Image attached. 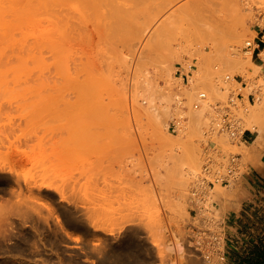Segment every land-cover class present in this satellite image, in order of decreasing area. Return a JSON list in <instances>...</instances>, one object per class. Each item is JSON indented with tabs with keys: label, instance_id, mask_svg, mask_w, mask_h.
I'll list each match as a JSON object with an SVG mask.
<instances>
[{
	"label": "rangeland",
	"instance_id": "rangeland-1",
	"mask_svg": "<svg viewBox=\"0 0 264 264\" xmlns=\"http://www.w3.org/2000/svg\"><path fill=\"white\" fill-rule=\"evenodd\" d=\"M22 2L0 37V264H209L189 222L237 190L217 184L197 207L192 189L210 147L252 159L215 127L232 97L241 130L264 129V111L250 114L264 72L240 60L264 35V0H105L131 2L129 18L89 24L60 62L40 37L51 8Z\"/></svg>",
	"mask_w": 264,
	"mask_h": 264
},
{
	"label": "bare ground",
	"instance_id": "bare-ground-1",
	"mask_svg": "<svg viewBox=\"0 0 264 264\" xmlns=\"http://www.w3.org/2000/svg\"><path fill=\"white\" fill-rule=\"evenodd\" d=\"M47 7L49 6L52 10V18L50 19L49 21V24H50V28L47 29V27H43L42 31H41V39H42V43L45 44L46 41H50L51 43V47L53 50V52L55 53V58L57 61L60 62V60L62 59V57L64 56V54L68 53V51H70V45H72L75 41H73L75 38H78V36L82 34L83 30L87 28V26L89 24H92L94 25L93 27L95 28V24H97V28H98V23L99 21H109V25H110V22L111 21H126L129 16H130V10H131V2H128V3H118V4H115V5H105V0H36V3H35V7L36 8H40V7ZM26 10V7L25 5L23 4L22 0H0V37L4 34V33H7L9 32L8 31V27L11 26L12 23H14L15 21H23V17H24V12ZM106 19V20H105ZM96 21V23H95ZM47 22V21H46ZM95 23V24H94ZM44 24V23H43ZM42 26V25H41ZM4 29H3V28ZM49 27V26H48ZM3 29V30H2ZM96 30V29H95ZM95 33V32H94ZM261 34V33H260ZM79 36V37H80ZM264 36V35H263ZM260 37V36H259ZM84 38V35L83 37ZM80 38V39H82ZM242 35L239 34L237 31L234 32V35H233V42H232V48L234 49H237V47L240 45V43L242 42ZM73 41V42H72ZM77 41V40H76ZM252 41V40H250ZM77 43V42H76ZM75 43V44H76ZM247 43V42H246ZM73 44V45H75ZM47 45V44H46ZM255 45V43H254ZM45 47V46H44ZM50 47V48H51ZM74 48V46H71ZM76 47V46H75ZM49 48V46H48ZM72 49V48H71ZM74 52V49L72 50V54ZM42 53H44L42 51ZM247 54L245 56H242L240 58L241 60V63L243 64V68L244 67H247L248 65H253L254 67L256 68H259L260 70H262L264 72V68L258 64H256L255 62H253L252 60V57H253V53H254V49H250L249 51L247 50L246 52ZM70 54V53H68ZM70 54V55H72ZM44 55V54H43ZM52 55V53L50 54ZM68 57V56H67ZM72 57V56H71ZM45 58H47L45 56ZM48 59V58H47ZM54 59V58H53ZM70 60V59H69ZM68 60V61H69ZM63 61V60H62ZM65 61V59H64ZM41 62V61H40ZM51 62V61H50ZM43 65H45L44 63V59L42 60L41 62ZM53 63V62H52ZM62 63V62H61ZM65 63V62H64ZM71 63V62H70ZM54 64V63H53ZM66 64V63H65ZM47 65H48V62H47ZM62 65V64H61ZM70 65V64H69ZM42 66V65H40ZM47 67V66H46ZM49 67V66H48ZM43 68V67H42ZM51 68V67H50ZM189 68V67H187ZM61 69V68H59ZM190 69V68H189ZM246 69V68H245ZM247 70V69H246ZM245 70V71H246ZM57 72V71H56ZM61 72V71H60ZM248 72V71H247ZM254 72V71H253ZM67 73V72H66ZM63 74V73H62ZM253 74V73H252ZM250 73V76L252 75ZM60 75V74H59ZM229 75V74H228ZM62 76V75H61ZM231 77V75H230ZM252 79L254 80L256 78V75H252L251 76ZM262 77V76H261ZM230 79V78H229ZM227 79V80H229ZM251 79V80H252ZM257 80V79H256ZM188 81H189V78H188ZM230 82V81H229ZM252 82V81H251ZM254 82V81H253ZM259 82H261L263 85H264V76L259 80ZM186 84V83H185ZM260 84V83H259ZM253 87V86H252ZM235 94V93H234ZM232 96H235V95H232ZM231 96V97H232ZM237 97V96H236ZM178 98H179V95H178ZM202 98V97H201ZM206 98V97H205ZM203 98V99H205ZM229 98V97H228ZM260 98V97H259ZM237 99L238 97L236 98V102H237ZM261 99V98H260ZM229 100V99H228ZM259 101V99H258ZM257 101V104L255 105L254 104V108L253 109V112L250 113L251 114V119H254V117H258L263 111H264V101H263V98L262 100H260L259 102ZM224 104V102H221ZM227 105V104H226ZM238 105V104H237ZM216 106V105H215ZM223 106V105H222ZM225 106V105H224ZM231 106V105H230ZM232 107V106H231ZM237 107V106H236ZM247 107V106H246ZM221 108V107H220ZM157 109V108H156ZM163 108V110L161 109L160 110H157L155 113V120L156 119H161L163 117V115L167 114L168 113V110ZM219 109V108H218ZM231 109V108H230ZM233 109V107H232ZM231 109V110H232ZM247 109V108H246ZM237 110V109H236ZM234 111V110H233ZM232 111V112H233ZM215 112V111H214ZM213 112V113H214ZM219 112V111H217ZM237 112V111H236ZM219 114V113H218ZM215 115V114H214ZM212 115V116H214ZM152 116V115H151ZM238 116V115H237ZM216 117V116H215ZM213 118V117H212ZM236 118V117H235ZM153 119V118H152ZM216 119V118H215ZM213 120V119H212ZM154 121V120H153ZM216 121V120H215ZM180 122V121H178ZM218 122V121H217ZM240 122V121H239ZM238 122V123H239ZM181 123V122H180ZM179 123V124H180ZM216 123V122H215ZM243 123V122H242ZM179 124H178V127H179ZM213 125V123H212ZM217 127V125L215 126ZM215 127H213V129H215ZM253 129L257 130L260 132L259 135L263 136L262 134H264V129L263 128H257V125L256 124H253L252 125ZM180 128V127H179ZM243 128V127H241ZM212 130V129H211ZM241 130V129H240ZM178 131V130H177ZM209 131V130H208ZM216 131V129H215ZM219 131V129H218ZM217 131V133H218ZM243 130H241L242 132ZM213 133V132H212ZM212 133L209 132V134L211 135ZM208 134V133H207ZM206 134V135H207ZM216 134V133H215ZM222 134V133H221ZM228 135V134H227ZM226 135V136H227ZM219 136V135H218ZM229 136V135H228ZM227 136V138H228ZM209 137V136H208ZM225 137V136H224ZM231 137V136H229ZM259 137V136H258ZM226 138V137H225ZM262 138V137H261ZM259 138V139H261ZM210 139V138H209ZM258 140V139H257ZM263 140V139H261ZM211 141V139L209 140ZM234 141V140H233ZM235 141H236V138H235ZM260 141V140H259ZM258 141V142H259ZM227 142V141H226ZM241 143H243L241 141ZM207 146V145H206ZM213 146V145H212ZM176 148V147H174ZM224 150V149H223ZM221 150V149H218V148H214V147H210L209 149H207V157H206V160L205 161H210L212 164H218V163H221V162H227L228 161V155L226 153V150ZM235 154V153H233ZM242 156V155H241ZM243 159V157L241 158V160ZM242 168V167H241ZM202 169V168H201ZM3 170V169H2ZM183 169L181 167H178V176H180L181 178V181L183 182V176H184V173L182 171ZM243 170V169H242ZM1 171V170H0ZM203 171V170H202ZM241 173V171H240ZM199 176V175H198ZM4 179V178H3ZM198 180V179H197ZM195 183V182H194ZM234 183V182H233ZM18 184V183H17ZM192 185V184H191ZM193 186V185H192ZM225 186V185H224ZM49 187V186H47ZM42 188V187H41ZM193 188V187H192ZM210 189V188H209ZM193 190V189H192ZM42 191V189H41ZM39 191V192H41ZM48 191V190H47ZM208 191V190H207ZM212 191V190H211ZM46 192V191H45ZM44 193V192H42ZM49 193V192H48ZM53 193V192H52ZM191 193V192H190ZM210 193V192H209ZM205 194V193H204ZM208 200V199H207ZM211 200V199H210ZM209 200V201H210ZM215 200V199H214ZM208 201V202H209ZM212 201V200H211ZM217 201V200H216ZM203 202V201H202ZM206 202V204L208 203ZM194 203V202H193ZM216 203V208H221L217 205L218 202H215ZM200 204V202H199ZM201 205V204H200ZM203 205V204H202ZM208 207V206H207ZM211 207V206H210ZM212 208V207H211ZM218 209V210H219ZM191 210V209H190ZM206 210V209H205ZM217 210V211H218ZM219 212H221V210H219ZM191 214V213H190ZM222 215V213H221ZM190 216V215H189ZM188 216V217H189ZM190 218V217H189ZM185 220V219H184ZM184 220H182V222H184ZM191 221V220H190ZM180 221V223H182ZM80 223V222H79ZM84 223V222H83ZM188 223V222H187ZM185 223V224H187ZM190 223V222H189ZM223 223V222H222ZM81 225H82V222H81ZM183 225V224H182ZM81 227V226H79ZM189 227V226H188ZM168 229L169 231L171 230V228H169L168 226ZM173 229V228H172ZM176 229V228H174ZM181 230H184L183 228H180ZM180 229H177V230H180ZM187 229V228H186ZM190 229V228H188ZM187 229V231H188ZM192 229V228H191ZM190 229V230H191ZM192 231V230H191ZM175 233V232H174ZM189 233V231H188ZM187 233V235H189ZM223 233V232H222ZM168 234V233H167ZM170 234V233H169ZM168 236L170 237V234ZM178 234V233H177ZM182 234H183V231H182ZM185 234V233H184ZM192 234V233H191ZM179 235H180V232H179ZM186 235V234H185ZM223 235V234H222ZM172 236V235H171ZM183 236V235H182ZM168 237V238H169ZM181 237H179L180 239ZM185 238V237H184ZM188 239H190V236L189 237H186ZM130 240H133V238H129ZM170 239H173L172 237ZM125 240H128V238H126ZM134 240L135 237H134ZM184 240V239H183ZM186 240V239H185ZM173 241V240H171ZM182 241V239H181ZM180 241V245H179V250L177 248H175L174 246H169L170 247V252H172L173 254H175V256L177 257H180V258H183L184 257V252L187 250H184L185 247L182 246V242ZM188 241V240H187ZM192 241V240H191ZM189 240V242H191ZM123 242V240H122ZM136 242V241H135ZM168 242V240H167ZM125 243V242H124ZM123 243V244H124ZM173 243V242H172ZM186 242H184L185 244ZM193 243V242H192ZM169 244V243H167ZM183 244V245H184ZM187 245L189 243H186ZM208 244V242H207ZM131 245V244H130ZM192 245V244H191ZM189 245V246H191ZM206 246H209L206 245ZM164 249L166 248L165 252H167V248L168 247H164L162 246ZM186 248H188L186 246ZM193 248V247H192ZM162 249V248H161ZM189 249H191V247H189ZM188 249V250H189ZM199 251V250H198ZM144 252V251H143ZM189 252V251H187ZM197 252V251H196ZM200 252V251H199ZM162 253V252H161ZM169 253V252H168ZM166 253V255L168 254ZM186 253V252H185ZM217 253V252H216ZM189 254V253H187ZM201 254V253H200ZM135 255V254H134ZM136 255H138L136 253ZM163 255V254H162ZM165 255V257H166ZM204 255V254H203ZM201 256V255H200ZM205 256V255H204ZM164 257V256H163ZM202 257V256H201ZM135 258V256H134ZM204 257H202L203 259ZM167 259V258H166ZM176 259V258H175ZM139 259H137L138 261ZM205 260V259H203ZM207 260V259H206ZM125 261V260H124ZM132 260H128L126 262H131ZM140 261V260H139ZM164 261V260H163ZM167 261V260H166ZM122 262V261H121ZM206 262V261H205ZM133 264V263H131ZM171 264H178L177 261L173 260L171 262Z\"/></svg>",
	"mask_w": 264,
	"mask_h": 264
},
{
	"label": "crops",
	"instance_id": "crops-1",
	"mask_svg": "<svg viewBox=\"0 0 264 264\" xmlns=\"http://www.w3.org/2000/svg\"><path fill=\"white\" fill-rule=\"evenodd\" d=\"M253 57L264 68V36L257 39ZM254 134L245 131L240 137L250 149L252 159L248 162L242 159L241 173L233 180L237 192L232 199L223 197L217 203L224 207L221 223L224 264H264V136Z\"/></svg>",
	"mask_w": 264,
	"mask_h": 264
},
{
	"label": "built area",
	"instance_id": "built-area-1",
	"mask_svg": "<svg viewBox=\"0 0 264 264\" xmlns=\"http://www.w3.org/2000/svg\"><path fill=\"white\" fill-rule=\"evenodd\" d=\"M246 44L247 47L254 46V43L250 40L247 41ZM192 67L193 66H191V68ZM179 72L184 79H188L191 73V71L184 66L181 67ZM229 77L230 76H227V79H229ZM200 97L205 98L206 93H200ZM229 103L231 106H237L235 97H232L230 101H228V105L224 107V110L219 109V120L216 125L221 132L229 134L234 139L241 137L244 131L241 132V127L235 119L234 113L229 108ZM175 127L177 126L175 125ZM241 166L242 160L240 159L239 154L228 155L227 162H221L218 164H212L208 160L203 167L204 170L202 176H200L195 182V187L193 189V202L195 206L200 207L199 202L204 201V192L208 190V188H213L217 184L226 185L232 183L235 177L240 173ZM201 187H203V190ZM211 207L206 210L195 209V214L192 216L189 224V227L193 229L192 235L190 236L193 242L192 247L203 252L205 249L206 259L209 264H224L225 255L221 233V223L223 219L221 213H219L217 209H214V207H216L215 202ZM205 242H209L210 246H206ZM212 248L215 251L217 250V253H213Z\"/></svg>",
	"mask_w": 264,
	"mask_h": 264
}]
</instances>
